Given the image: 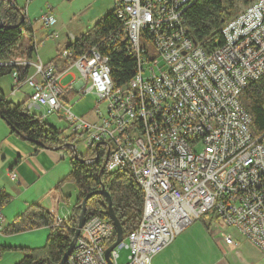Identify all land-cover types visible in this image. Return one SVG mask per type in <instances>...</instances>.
Wrapping results in <instances>:
<instances>
[{
	"label": "built area",
	"instance_id": "obj_1",
	"mask_svg": "<svg viewBox=\"0 0 264 264\" xmlns=\"http://www.w3.org/2000/svg\"><path fill=\"white\" fill-rule=\"evenodd\" d=\"M112 1L136 60L127 83L114 86L108 59L95 48L58 73L59 59L70 55L63 46L49 64L26 57L11 62L32 65L34 73L22 82L14 73L10 91L14 95L26 84V108L43 118L63 110L75 141L86 149L103 145L104 169H126L141 186V217L110 251L112 264H119L122 248L128 251L123 264H151L176 234L210 210L264 252V133L251 132V117L239 101L247 83L264 74V0H249L224 21L223 42L209 53L192 41L183 19L194 0ZM55 23L50 12L41 15L44 28ZM46 35L59 37L56 31ZM70 67L80 79L61 85ZM80 82L81 90L88 84L83 94L92 91L105 101V112L96 109L91 120L63 103ZM2 221L0 213V227ZM113 233L111 222L85 219L64 264H108L104 250Z\"/></svg>",
	"mask_w": 264,
	"mask_h": 264
},
{
	"label": "trees",
	"instance_id": "obj_2",
	"mask_svg": "<svg viewBox=\"0 0 264 264\" xmlns=\"http://www.w3.org/2000/svg\"><path fill=\"white\" fill-rule=\"evenodd\" d=\"M235 1L194 0L184 8L182 15L188 35L205 53L211 52L223 42L221 27L224 21L235 14ZM242 2L247 4L249 0ZM122 35V26L111 9L78 37L66 41L64 46L70 51V55L59 59L58 52L54 58L60 61L57 72L61 73L78 57L95 48L107 57L114 86L127 83L136 70V60ZM34 45L33 32L24 9L17 7L11 0H0V78L14 72L18 81H24L30 74V67L11 62L22 54L30 59ZM25 101L26 99L15 103L7 100L0 89V117L12 132L26 137L37 148H58L63 145L62 150L69 156V171L57 181L54 188L61 192L63 183L71 181L77 194L69 215L60 222L48 209L32 202L17 213L11 222L1 225L0 234H16L41 227L49 229L44 244L32 248L31 252L15 264H58L73 237L82 199L88 193L101 188L110 195L112 209L123 234L133 229L141 217L143 206V190L134 176L126 169L109 172L103 168L100 173L106 159L103 145L88 148L82 155L74 153L67 146V141L76 145L75 138L70 134H63L64 129L51 125L41 115L28 111L24 106ZM239 101L251 117V132L264 133V74L247 83L239 94ZM89 158H94L93 162H84ZM60 196L62 199L66 198L62 193ZM10 199L11 196L0 189V210ZM208 214L204 213L200 219H206ZM85 215L86 219L98 216L111 222L106 211L105 197L101 194H92L86 200ZM214 218L211 216L206 219V226ZM114 239L115 233L112 234L110 242ZM10 248L12 247L0 244V254Z\"/></svg>",
	"mask_w": 264,
	"mask_h": 264
},
{
	"label": "rangeland",
	"instance_id": "obj_3",
	"mask_svg": "<svg viewBox=\"0 0 264 264\" xmlns=\"http://www.w3.org/2000/svg\"><path fill=\"white\" fill-rule=\"evenodd\" d=\"M15 2L17 7H22L25 13L27 12L26 16L35 31L36 39H34V42L35 44H38L37 50L42 61L54 58L60 51L61 47H63V42L65 41L66 36L72 33L74 38L78 37L85 30L91 27L101 16L110 11L113 3L112 0H15ZM244 4L245 3H243L242 0H236L234 2V6L236 8L235 12L243 8ZM46 12H50L56 20L55 25L48 29L44 28L41 24V15ZM51 31L58 32L59 37L54 39L51 36H45V34L50 33ZM24 40L26 41L27 38ZM41 40L42 42H40ZM142 43L147 47V49H152L151 44L144 41ZM23 58L24 56L22 54L14 58V60ZM36 59V55H32L31 60L35 61ZM79 75L80 74L76 68H68V72L61 79V85H66L73 79H75V82H78L80 79ZM12 84L13 82L10 74H6L0 78V89L6 99L15 103L20 102L21 100L19 99V96L21 95V90H19L15 95H10ZM80 86L81 82L76 88L72 87V89L65 93L63 99L64 105L70 106V111L75 116H80L87 120H91L96 109L104 113L105 101L99 100L92 91L83 94L82 92L88 87V84H85L84 89L82 90L79 89ZM27 89L28 86L26 85L24 90ZM63 115V110H60L59 113L53 114L44 119L51 125L64 129L63 134L69 135L70 127L68 126L67 121L62 117ZM74 143H76V152L82 155L86 151V145L77 139ZM65 155V163L63 165L65 166L66 175L69 171V156L66 152ZM42 189H44V187ZM53 189L52 195L55 197V203L54 200L52 201V197L50 195H47L46 200L42 198V194L45 189L37 193V196L39 197V200L41 199L48 204V208L52 209V211H50L51 213H53L54 210L53 214L56 215L55 217L61 218L70 212L75 202L77 190L73 182H64L61 186V192L66 198L62 199V196H60L61 192H59L56 188ZM31 193L36 194V191L31 189L22 194H16L14 192L9 193L11 199L1 209L3 213H7V218L9 220L7 223L12 221L16 215H14L15 209L23 206L25 197ZM57 203L58 206H56ZM3 213L1 214L2 216L4 215ZM213 215L214 214L210 210L206 219H209ZM216 219L214 218L215 221H217ZM217 222L219 225L222 224L223 226H226L220 219ZM230 229L231 234L235 233L232 228ZM47 233L48 230L41 227L22 231L16 234H0V244L12 247L4 250L0 254V264H15L20 261L27 253L31 252L32 248L40 247L44 244ZM117 251L118 263H125L128 251L123 248L117 249Z\"/></svg>",
	"mask_w": 264,
	"mask_h": 264
},
{
	"label": "crops",
	"instance_id": "obj_4",
	"mask_svg": "<svg viewBox=\"0 0 264 264\" xmlns=\"http://www.w3.org/2000/svg\"><path fill=\"white\" fill-rule=\"evenodd\" d=\"M11 2L16 4L15 0H11ZM25 14L27 15V12ZM31 29L34 41L36 39L35 31L32 26ZM70 35L73 36L72 33L68 36ZM45 36L47 35L45 34ZM66 37L63 46L67 41ZM37 47L38 44L36 43L32 53V55H36L37 59L32 61V57L28 58L31 62L41 61L43 64H49V61H51L50 63L56 61L55 57L51 60L42 61ZM28 67H30V74L28 75L30 76L34 73V67L32 65ZM10 75L13 82L14 72ZM25 86L26 84L22 83L16 93L21 90L19 99L21 101L26 99L24 104L26 108L31 90L29 87L24 90ZM10 95L12 94L10 93ZM65 156V152L61 148L35 147L31 141L12 132L7 123L0 117V189L8 194L11 192L22 194L31 189L36 191V194L31 193L25 197L23 206L16 208L14 215L32 202L41 204L52 211L46 202L39 200L37 193L45 189L42 198L46 200L47 195H50L55 203L52 190H54L55 183L66 173L63 165ZM10 170L16 172L14 178H10ZM43 187L44 189H42ZM0 213H3L2 210ZM3 214L2 225H5L9 220L7 213ZM217 221L213 220L206 226V222H208L206 219H196L155 254L151 259V264H264L263 251L234 227L219 225ZM43 228L49 230L47 227ZM230 228L235 233L231 234ZM228 235L232 238L230 244L225 241Z\"/></svg>",
	"mask_w": 264,
	"mask_h": 264
},
{
	"label": "water",
	"instance_id": "obj_5",
	"mask_svg": "<svg viewBox=\"0 0 264 264\" xmlns=\"http://www.w3.org/2000/svg\"><path fill=\"white\" fill-rule=\"evenodd\" d=\"M22 137L26 138L24 136H22ZM62 146L63 145L59 146L58 148L62 149ZM67 146L71 147L73 149V152L76 153V148H75L74 144L67 143ZM96 146L97 145H95V147ZM46 148H49V147H46ZM54 148H57V147H54ZM103 168L104 167L101 168L100 173L103 171ZM92 194H101V195H103L105 197L106 211H107L109 219L111 220V222H112V224L114 226V229H115V239H114V241L104 250V255H105V258L107 260V263L108 264H112V262H111V260L109 258V253L116 246V244L122 240L123 232H122L121 225H120V223H119V221H118L117 217L115 216V213H114V211L112 209V203H111L110 195L108 194V192L104 188H101L99 190L90 192L82 199V201H81V209H80V212H79V214L77 216V225H76V227L74 229L73 237H72L71 241L69 242L68 247L66 248L65 252L61 256L60 261L58 262V264H64L67 256L70 254V252L72 251V249L74 247V243L76 241V238L78 237V235L80 233V229L82 228V226H83V224L85 222V219H86V215H85V213H86V200Z\"/></svg>",
	"mask_w": 264,
	"mask_h": 264
}]
</instances>
